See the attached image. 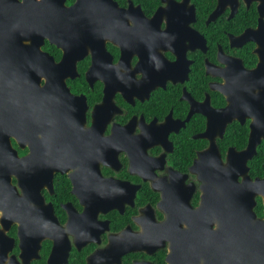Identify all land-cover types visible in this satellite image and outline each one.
<instances>
[{
  "label": "flooded vegetation",
  "instance_id": "af4514ba",
  "mask_svg": "<svg viewBox=\"0 0 264 264\" xmlns=\"http://www.w3.org/2000/svg\"><path fill=\"white\" fill-rule=\"evenodd\" d=\"M38 1L56 28L0 74V264H264V0Z\"/></svg>",
  "mask_w": 264,
  "mask_h": 264
},
{
  "label": "water",
  "instance_id": "95a60500",
  "mask_svg": "<svg viewBox=\"0 0 264 264\" xmlns=\"http://www.w3.org/2000/svg\"><path fill=\"white\" fill-rule=\"evenodd\" d=\"M88 1L89 0H78L75 5L66 9V6L63 0L61 9L64 12H66L69 16H71L74 12H79L80 9L82 8L86 10V8L88 7L87 6ZM42 9H43L42 5L40 1L38 0H0V74L5 75L6 73V70L4 69L3 66L9 65V59H7V57H9L8 55V52H10L9 50L18 49L16 48L15 45H13L16 41L19 40L18 36H21L25 33L24 37L27 39H31V41L34 42V40L39 39L37 37V34L43 33L46 31L50 32L51 31L49 30L50 28H56L55 21H53L52 23H48V19L46 17H43L44 15L41 13ZM29 13H34V14L30 16ZM49 25H52V26L49 28L48 27ZM261 28L262 27L260 25L258 30H261ZM262 29L264 30V28ZM20 33H23V34H20ZM45 37H49L52 41L56 42V39H54L53 36H50L49 34H46ZM20 38H21L20 40L21 42L23 37H20ZM4 43L5 44L8 43V44L4 45ZM34 44H38V42H35ZM263 45L264 43H261L260 48H258V52L260 53L262 58H261V63H259L257 69L253 72L256 76L264 73V58L262 55V49H264ZM232 107H233V101L231 100L230 106H228L225 109V111L231 112ZM211 123H212V120H211ZM217 150H218L217 147L214 146V148H210L206 150L205 152L200 153L199 158L195 160V163L191 167V170L193 172L199 173L200 165H201L200 159H202L205 156L209 157L210 155L215 154ZM241 154L246 155L247 158L250 155L248 151H244ZM199 214H200V209L192 210L191 215L199 217ZM216 231H219L220 233L225 235L228 230L225 228L223 229L219 228L218 230H215V232ZM20 235H21L22 247H23L24 240H25V234L20 233Z\"/></svg>",
  "mask_w": 264,
  "mask_h": 264
}]
</instances>
